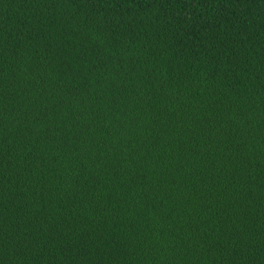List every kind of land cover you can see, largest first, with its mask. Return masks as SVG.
<instances>
[{"label": "trees", "instance_id": "1", "mask_svg": "<svg viewBox=\"0 0 264 264\" xmlns=\"http://www.w3.org/2000/svg\"><path fill=\"white\" fill-rule=\"evenodd\" d=\"M0 264H264V0H0Z\"/></svg>", "mask_w": 264, "mask_h": 264}]
</instances>
